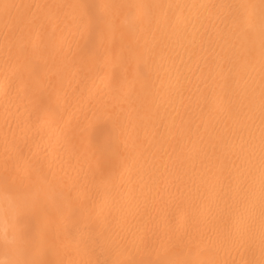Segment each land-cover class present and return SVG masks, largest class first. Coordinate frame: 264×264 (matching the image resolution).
Segmentation results:
<instances>
[{
    "label": "bare ground",
    "instance_id": "obj_1",
    "mask_svg": "<svg viewBox=\"0 0 264 264\" xmlns=\"http://www.w3.org/2000/svg\"><path fill=\"white\" fill-rule=\"evenodd\" d=\"M251 2L0 0V191L58 194L32 264H264Z\"/></svg>",
    "mask_w": 264,
    "mask_h": 264
},
{
    "label": "clouds",
    "instance_id": "obj_2",
    "mask_svg": "<svg viewBox=\"0 0 264 264\" xmlns=\"http://www.w3.org/2000/svg\"><path fill=\"white\" fill-rule=\"evenodd\" d=\"M245 8L246 31L252 34L254 43L264 46V0H252ZM124 23L132 26L134 15L128 13ZM41 196L55 203L58 194L52 188L17 197L0 191V264H32V241L25 218Z\"/></svg>",
    "mask_w": 264,
    "mask_h": 264
}]
</instances>
